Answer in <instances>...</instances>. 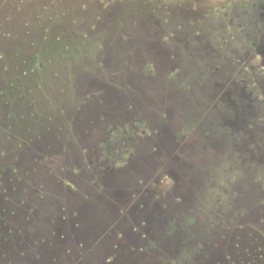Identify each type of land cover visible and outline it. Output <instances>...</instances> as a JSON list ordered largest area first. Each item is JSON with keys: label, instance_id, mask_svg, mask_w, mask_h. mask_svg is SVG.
Returning <instances> with one entry per match:
<instances>
[{"label": "rangeland", "instance_id": "374dc122", "mask_svg": "<svg viewBox=\"0 0 264 264\" xmlns=\"http://www.w3.org/2000/svg\"><path fill=\"white\" fill-rule=\"evenodd\" d=\"M0 29L10 36L0 39V46L16 47L25 60L24 66L19 63L22 78L11 71L3 90L14 80L20 85L0 95V122L9 124L5 111L13 103L25 109L15 122L18 137L39 133L43 140L63 143L54 159L40 161L45 169L39 182L50 183L39 192L42 239L49 235L51 218L74 213L71 206L83 191L76 189L99 186L98 169L113 172L122 187L139 175L137 170L143 169L146 181L152 179L147 178L150 167L123 171L133 139L147 123L119 111L124 102L118 79L125 62L145 80L160 76L165 90L178 89L181 81L190 89L188 78L199 82L200 143L188 154L189 171L200 184L196 209L182 207L176 221L169 212L159 214L161 235L149 228V236L139 242L142 251L135 254L114 248L123 228L113 238L96 241L97 231L85 225V236L71 218L60 219V247L45 254L41 264H79L80 258V264H128L131 254L133 264H189L187 257L196 258L214 244V264H264V0H0ZM32 41L38 48H30ZM107 77L115 80V89L94 94V81ZM101 86L106 89L102 81ZM25 87L31 100L21 95ZM33 108L34 118L29 117ZM47 113L54 114L50 120ZM62 194L69 195L68 206L51 205ZM104 201L90 205L89 210H98L86 215L87 225L108 213ZM145 210L140 218L148 215ZM245 210L253 211L249 221L238 215ZM239 220L248 223L246 229L233 231ZM177 228L184 231L168 234ZM81 241L85 248H79Z\"/></svg>", "mask_w": 264, "mask_h": 264}, {"label": "trees", "instance_id": "16d2710c", "mask_svg": "<svg viewBox=\"0 0 264 264\" xmlns=\"http://www.w3.org/2000/svg\"><path fill=\"white\" fill-rule=\"evenodd\" d=\"M1 32L0 29V35H3L0 39L10 40L7 38L10 37L8 34H1ZM34 41L30 48H38V44L36 45ZM28 43L30 44V41ZM19 63L24 66L25 60L16 47L15 49H6L0 46V95L7 94L11 87L17 88L20 85L18 81L14 80L10 82L5 91L3 90L6 82H9L11 71L22 78L20 71L23 70V66H19ZM135 68L133 63L125 62L120 71L122 76L118 79V96L124 104L119 111L123 114L134 113L139 120L142 119L148 124L146 123V128L144 127L145 129L134 137V149L129 157L132 161L129 162V159L128 163L124 165L125 168L122 166L121 169L124 168L123 171L127 172L135 165H137L136 169H139L140 166L142 168L150 167V176L147 178L152 179L146 181L147 179L143 178L146 175L142 171L143 169L137 170L140 172L139 175L129 182L128 186L122 187L121 183L117 182L116 184L112 177L113 172L104 173L98 169L97 182L99 186L97 185L96 189H91V187L76 189L77 192L83 191L79 192V195L76 194L78 196L77 203L71 206L74 213L68 217L60 215L57 220L51 218L47 222L49 235L45 239L40 238L39 235L44 220H41L39 216L40 202L38 201L40 199L39 192L50 183L39 182L40 171L45 169L40 161L54 159V154L63 150V143L43 140L39 133H35L36 136L32 138L18 137L19 133L15 130V122L20 120V113L25 112V109L14 106L13 103L10 106L8 102L10 109L5 111V117L8 118L9 124L0 122V264H26L25 261L28 259L30 264H41V259L45 254H50L53 249L60 247L59 239L56 238L58 234L64 233V228H60V219H63L64 222H71L72 219L75 223V230L81 231L80 234L85 236L87 235L86 231L83 232L85 225L88 231L98 232L99 237L96 238V241L108 237L113 238L115 232H118L117 228H123V232L116 233L122 238L114 248L125 249L135 254L137 250L142 251L139 242L149 236V228L155 232L156 236L159 234L156 227L159 228L163 225L159 214L169 212L171 220L176 221L175 219H179L181 214H184L181 211L182 207L196 209L200 184L196 174L189 171L188 154L197 147L198 141L200 143L198 132L201 116L196 106L200 103L201 94L195 90L199 82L196 79L188 78L190 81H186V83L189 86L192 84L190 89L181 81V87L179 86L178 89L175 87L172 91L165 90L161 86L164 83L160 76L145 80L144 77L133 75ZM155 69H157V65ZM175 77L177 79V76ZM107 79L105 82L103 79L100 82L94 81L93 84L98 91L91 92L100 95L107 90V95L111 94L110 91H113L115 80L110 81L109 77ZM101 81L102 85L106 84V89L101 88ZM90 89L94 90L95 88L91 87ZM194 90L195 92H193ZM20 91L27 100H31V97L27 98L29 88L25 87ZM86 98V100L95 99L96 102H100L102 99L90 96ZM230 99L231 101L235 100L233 97ZM211 102L213 101L211 100ZM106 111L103 110L102 114L109 115V111L107 113ZM53 115L47 113L46 116L50 120ZM30 116L33 118L38 116L34 108ZM155 121H158V124H155ZM33 130L34 128L31 127V129H27V132ZM2 133H5L7 137H1ZM72 185H74L73 180ZM29 191L33 194L30 198ZM68 196L62 194L49 202L51 205L61 204L62 207H67L69 202H65V199ZM45 198L46 190L43 195V199ZM29 199L36 200V202ZM102 199L105 201L101 205L107 209L108 213L101 219L90 218L91 221L87 225L86 215L94 214L98 210L91 211L88 208L91 207L90 205H100ZM142 210L148 211V215L144 214L140 218ZM252 212V210H245L238 215L249 221ZM28 214L29 216H27ZM85 221L86 224H84ZM152 222L156 223L154 224L156 226L153 227L150 224ZM239 222L232 228L233 231L234 229H246L248 223L240 220ZM209 223L211 224V222ZM182 231H184L183 228H177V230L169 231L168 234L177 235ZM51 236L55 237L52 239ZM81 247H86L82 241L79 243V248ZM216 248V244L212 248L207 246L206 251L208 252H204L196 258L187 257L186 260L189 261V264H214ZM29 253L30 257L28 258ZM132 254L126 257L128 264L136 262L133 261ZM117 257L118 255L114 254V259ZM232 258V261L235 262L236 257L232 255ZM81 262L82 258H80L79 264ZM243 262L241 261L239 264ZM110 263H113L112 259Z\"/></svg>", "mask_w": 264, "mask_h": 264}]
</instances>
